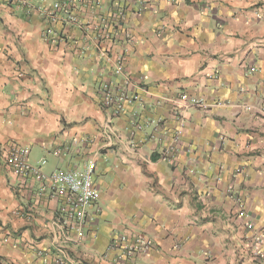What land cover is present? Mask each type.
I'll use <instances>...</instances> for the list:
<instances>
[{
  "label": "crops",
  "instance_id": "1",
  "mask_svg": "<svg viewBox=\"0 0 264 264\" xmlns=\"http://www.w3.org/2000/svg\"><path fill=\"white\" fill-rule=\"evenodd\" d=\"M105 83L138 101L112 114ZM12 146L45 175L96 161L82 240ZM133 232L152 247L129 264H264V0L0 1V264H117L103 254Z\"/></svg>",
  "mask_w": 264,
  "mask_h": 264
},
{
  "label": "built area",
  "instance_id": "2",
  "mask_svg": "<svg viewBox=\"0 0 264 264\" xmlns=\"http://www.w3.org/2000/svg\"><path fill=\"white\" fill-rule=\"evenodd\" d=\"M8 5L14 4L17 6L28 7L29 0H0ZM74 2L89 3L90 0H71ZM61 5L54 3L53 10H59ZM45 13V10L43 11ZM53 32L51 28H45L41 33V38L45 41H53ZM124 55L116 56L114 64V75L119 78H124L122 60ZM125 79V78H124ZM127 82V81H126ZM102 97L106 105L112 106V114L118 115L123 112L125 103L138 101L137 96H133L131 100L126 99L121 92L113 89V87L105 83L102 86ZM169 103H174L179 108L188 106L204 107V101L196 96H190L186 93L179 94L176 98L167 100ZM249 111L250 108H247ZM110 114V115H112ZM184 124L179 120V125L172 138L173 146H176L180 141L183 133ZM28 151L23 148L12 146L7 154L6 165L15 176L22 178L31 177L39 182L48 183L56 192L64 197V209L72 222L70 227V235L67 234L73 242H79L83 238V230L86 225L94 221V217L87 214V210L92 207L93 203L99 200L100 193L94 182L96 172V161L87 160L82 169L77 171L55 170L50 175H45L42 172V167L45 165L44 160H40L35 166L28 163ZM262 243L260 236L254 238V256L257 257L258 247ZM152 247L151 241L141 232H133L130 235L121 234L115 237L110 242L107 252L103 254L104 259L110 258L117 264H129L128 261L136 255L149 254ZM57 264H64L60 260Z\"/></svg>",
  "mask_w": 264,
  "mask_h": 264
},
{
  "label": "rangeland",
  "instance_id": "3",
  "mask_svg": "<svg viewBox=\"0 0 264 264\" xmlns=\"http://www.w3.org/2000/svg\"><path fill=\"white\" fill-rule=\"evenodd\" d=\"M37 153H38L37 151H33V152H32V156H31L32 161H35L36 158L38 157V156H37ZM46 170H48V167L44 169L45 172H46ZM97 182L100 184L101 179L98 178ZM100 189L102 190L101 186H100Z\"/></svg>",
  "mask_w": 264,
  "mask_h": 264
}]
</instances>
